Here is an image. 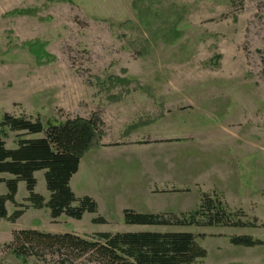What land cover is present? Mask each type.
I'll return each mask as SVG.
<instances>
[{
  "label": "rangeland",
  "instance_id": "rangeland-1",
  "mask_svg": "<svg viewBox=\"0 0 264 264\" xmlns=\"http://www.w3.org/2000/svg\"><path fill=\"white\" fill-rule=\"evenodd\" d=\"M26 43L35 45L40 61ZM263 67L264 0H0V117L9 113L46 126L95 114L112 143L193 136L201 157L220 164L225 159L229 172L242 170L248 180L264 177ZM15 137L10 134L8 148L15 147ZM130 155V165L117 162L119 189L135 179L144 182L149 172L137 166L136 157L147 156ZM35 178L36 193L48 195L45 171ZM82 182L76 191H95ZM7 193L1 185L0 195ZM27 194L23 182L17 201L25 203ZM125 200L70 224L53 226L50 214L35 210L16 224L0 220V264H96L89 257H16L5 246L15 230L33 225L82 235L190 232L204 235L197 242L207 251L195 264H264V210L256 216L244 212L243 221L254 228L227 232L263 243L248 248L230 239L207 240L213 232L200 233L208 227L134 228L125 223L124 210L143 206ZM186 204L175 200L169 208L184 210ZM7 209L9 216L17 210L11 203ZM101 216L108 223L95 225L92 220Z\"/></svg>",
  "mask_w": 264,
  "mask_h": 264
},
{
  "label": "trees",
  "instance_id": "trees-1",
  "mask_svg": "<svg viewBox=\"0 0 264 264\" xmlns=\"http://www.w3.org/2000/svg\"><path fill=\"white\" fill-rule=\"evenodd\" d=\"M20 14L30 15V12ZM25 47L41 60L43 56L35 51L34 44L26 43ZM102 126L95 114L88 119L69 118L46 126L39 119L3 114L0 117V184H6L8 193L0 195V220L16 223L29 208H47L53 220L65 216L81 221L85 214H97V202L88 196L77 198L70 183L84 155L103 146ZM10 134H16L14 148L7 147ZM41 171H45L50 193L48 202L36 193L35 174ZM5 175L11 178L6 180ZM21 182L26 183L29 197L25 201L29 206L16 202ZM8 203L17 208L12 216H9ZM245 217L242 210L231 211L221 198L208 194L202 195L196 210L180 215L124 211V221L131 226L254 228V223L243 221ZM93 223L104 225L106 220L98 217ZM199 237L204 238V235L190 232L96 233L89 240L74 233L21 230L13 233L12 242L5 247L18 258L37 257L44 262L47 257L61 262L89 257L96 264H195L207 257V251L197 242ZM230 241L235 246L248 248L263 244L248 236L231 237Z\"/></svg>",
  "mask_w": 264,
  "mask_h": 264
},
{
  "label": "crops",
  "instance_id": "crops-1",
  "mask_svg": "<svg viewBox=\"0 0 264 264\" xmlns=\"http://www.w3.org/2000/svg\"><path fill=\"white\" fill-rule=\"evenodd\" d=\"M136 142L137 141L134 139L112 143L107 142L104 136L101 143L103 146L87 152L81 159L79 171L73 176L70 183L75 196L77 198H83L85 196L93 198L98 204V213L102 205L111 209L117 207L124 199H126L125 201L128 200V203L137 204L139 202V205H142L143 207L136 208L135 210L142 214L180 215L196 210L200 205L203 194L219 196L231 211L242 210L246 215L254 214L256 216L258 211L264 210V177L262 178L259 175H252L248 180L245 179L242 170L236 174L229 172V170H227V162L225 159H222L220 164L215 158L201 157L196 147V138L193 136L185 139L167 138L154 144L153 142L152 144L147 143V145ZM119 151L125 153H119ZM128 153L129 155H127ZM132 153L137 156L139 154L147 156V161H145L146 158L136 157L139 160L137 161V166H147L150 170L148 169L149 172L143 177L146 179H144V182L140 179H135V183L132 184L126 182L127 184L119 189L117 185L119 179L114 177H117V173H119V164L117 162H125L126 165H130V160L132 158L130 157V154ZM122 158H125L126 160L121 161ZM170 168L171 171L168 173ZM39 173L40 172H37L35 177ZM3 178L7 180L11 177L8 176L7 178L3 176ZM81 181H83L82 184L86 183L87 187L95 189V191L88 190L85 187H83L81 191H76L74 187L79 186ZM22 183L23 182L19 183L18 193ZM1 185L4 184H0V186ZM133 185H138L140 190L138 189V191H135ZM42 196L46 199V202H48L50 193L48 195L42 194ZM28 197L29 194L25 195L23 200L25 201ZM175 200H183L184 203L187 201V204L190 205V207L184 210L174 208L175 210L171 211L169 208V202ZM16 202L18 204L29 206L27 202L19 203L17 197ZM180 204L181 203H178L173 206L181 207ZM154 206L158 207L155 208ZM32 210L45 211L46 216H49L48 214H50L47 213V208L42 210L29 208L25 210L20 219L24 218L28 213L32 212ZM87 215L89 214H85L83 219L78 222H82ZM90 215L94 216L96 214ZM103 218L106 220L107 224L108 221L105 216H103ZM20 219H18L16 223H18ZM72 220L73 219L62 216L57 220L50 218L49 223L56 226L63 222L70 224ZM132 227H139L142 229L164 228L153 226ZM182 228L186 230L190 229V227ZM231 229L234 228L212 227L204 232L202 231L200 234H207L210 230L213 232L210 233L213 237H210L207 240L213 239L219 241L233 237L227 234ZM22 230H36L51 234L74 233L79 236L82 235L77 230L68 231L54 228L46 230L35 225ZM96 233L99 232L83 234L82 237L87 238L88 235L91 236Z\"/></svg>",
  "mask_w": 264,
  "mask_h": 264
}]
</instances>
